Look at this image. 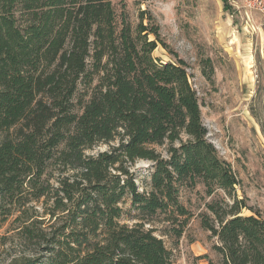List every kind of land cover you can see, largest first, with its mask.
<instances>
[{
	"label": "trees",
	"instance_id": "trees-1",
	"mask_svg": "<svg viewBox=\"0 0 264 264\" xmlns=\"http://www.w3.org/2000/svg\"><path fill=\"white\" fill-rule=\"evenodd\" d=\"M158 44L150 14L133 26L113 0H0V220L37 249L11 264H173L154 222L179 240L194 216L182 190L198 185L217 196L199 217L222 264H264V212L238 197L185 61ZM138 160L153 163L146 191Z\"/></svg>",
	"mask_w": 264,
	"mask_h": 264
},
{
	"label": "rangeland",
	"instance_id": "rangeland-1",
	"mask_svg": "<svg viewBox=\"0 0 264 264\" xmlns=\"http://www.w3.org/2000/svg\"><path fill=\"white\" fill-rule=\"evenodd\" d=\"M113 5L118 17L125 13L133 26L142 11L154 18L168 46L158 44L154 57L163 62L185 61L208 141L236 173L238 197L264 212V18L246 11L243 0H113ZM206 72H212L211 79ZM83 91L80 86L78 94ZM181 139L187 142L189 138L182 134ZM169 148L168 142L156 147L165 159ZM108 149L109 145L99 144L87 153ZM152 171L153 163L146 160L131 167L140 191L149 189ZM215 199L216 194L208 196L202 185L182 190L181 201L194 216L179 240L164 236L166 223L154 222L155 234L172 251L173 264H222L215 250L218 240L202 227L199 217ZM123 208L132 212L130 200ZM243 215L251 212L244 210ZM16 227L0 220V264H11L37 250L20 240L13 231Z\"/></svg>",
	"mask_w": 264,
	"mask_h": 264
},
{
	"label": "built area",
	"instance_id": "built-area-1",
	"mask_svg": "<svg viewBox=\"0 0 264 264\" xmlns=\"http://www.w3.org/2000/svg\"><path fill=\"white\" fill-rule=\"evenodd\" d=\"M244 8L248 12H254L264 18V0H243Z\"/></svg>",
	"mask_w": 264,
	"mask_h": 264
}]
</instances>
